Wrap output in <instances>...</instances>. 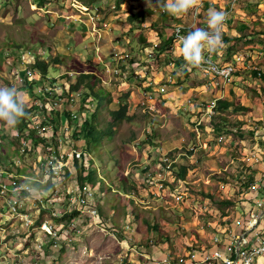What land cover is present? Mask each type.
Listing matches in <instances>:
<instances>
[{
	"label": "rangeland",
	"instance_id": "obj_1",
	"mask_svg": "<svg viewBox=\"0 0 264 264\" xmlns=\"http://www.w3.org/2000/svg\"><path fill=\"white\" fill-rule=\"evenodd\" d=\"M17 1L21 6L27 7V3L32 0ZM36 1L46 6L40 14L36 15L40 19L39 22L42 21L41 25L38 24L39 28L28 26L17 17L13 18L12 24L4 23V19L0 21V48L5 52V56L8 57L9 49H16L20 55H26L29 50L35 54L46 51V56L50 47L56 46L55 41L63 43L64 46L67 43L69 47L74 46L76 50L79 48L87 52L86 41H78L76 38L77 35L81 37L80 33L83 31L80 28L78 32L76 29L66 32L67 37L63 41H59L57 37L54 39V35H61L59 30L63 29V26H68L71 22H79L81 16L85 17L83 15L89 16V24L93 21L100 30L107 27L104 23L109 15L121 9L118 0H96V5L93 4L95 2L87 4L89 7L87 14H83L79 8L72 5L74 0ZM132 1V8H145L144 12L146 9H152L151 6L146 7L149 3L144 0ZM151 2L155 4V10L152 9L154 13L159 16H171L164 11L160 0H151ZM227 2L229 0H220L221 5ZM238 4L241 10L246 11L247 15L241 18H245V22L248 21V27L241 33V37H233L236 42L229 43L218 56L227 62H234L235 59L241 58L235 62L240 68L234 76L238 80L236 87L240 86L242 91L236 94L231 88L230 93L233 99L246 104L252 108V111L244 113L217 111L210 122L203 121L200 126V137H197L194 128L195 122L202 116L187 124L190 113L183 101L178 102L173 98L172 100L176 103L169 106L165 104L168 101L167 98L161 94H154L153 109L140 103L147 81L145 76L156 79L154 73L158 72L159 78L157 83H154L158 86L171 85L172 82L168 78L173 74L185 77V73L176 68L178 57H175L177 53L172 48L177 46L174 40L166 49L172 52L171 55L165 54L161 57L155 52L160 41L171 37L172 27L182 22L177 24L174 21L168 24L166 33L163 30L165 27L157 24L156 21L147 23L148 30L145 28L133 30L131 37L124 38V44L133 57H138L140 54L142 59L145 54L141 52H145L148 58H143L144 61L137 66V69L129 68V72H126L127 69L122 65V61L127 60L114 61L113 66H118L121 70L120 74H114L118 76L117 78L111 70L107 71V68L98 67L102 66V60L92 55L86 56L82 61L84 63L72 55L69 57L59 55L58 62L52 58L50 62L48 61L49 77L59 76L61 85L65 81L74 82L73 80L83 76L80 74L90 72L92 74L85 78L84 82L85 85L87 83L95 85L98 97L87 95L91 94V90L82 85L79 89L81 98L78 97V101L72 105L64 104L61 109L79 111L80 114L88 107L90 116L97 112L99 126L96 132L97 142L91 143L88 149L84 137L80 136L77 146L85 152L82 154L79 165L86 166L87 169H95L98 182L93 186L86 181L88 193L86 190H77L79 188L77 169L69 160L68 164L73 172L68 174L65 168L62 182L59 180L54 192L49 193L50 200L44 201L46 207L43 208L41 203L36 201L39 195L37 189L27 191L28 193L21 190L16 193L10 192L7 198L0 195V264H155L154 260L167 256H170L177 264H184L187 260L184 255L185 250H192L191 244L193 240L198 241L199 234L201 237L206 235V231L198 230L200 223L202 225L210 221L213 224L221 222L226 224L233 220L235 202L242 199L243 193L245 196H250L246 191L249 181L242 177L245 174V168L241 157L246 147L242 144V140H246L247 146L253 144L254 130L252 131L250 127H254L255 123L258 125L264 123V119L258 120L264 118V0H239ZM4 7L3 14L8 20L7 15L15 4ZM48 8L57 13L44 12ZM137 12L140 11L137 10ZM152 14L149 12L147 15ZM141 22L140 18L137 19L132 23L133 28L138 29ZM203 25L202 28L205 29L207 23ZM47 28L52 32L51 36L45 34ZM232 40L234 39L230 42ZM41 41L48 44L43 45ZM18 49H21V52ZM28 57H31V54H28ZM170 60L174 62L175 67L170 66ZM30 67L34 68L33 64H30ZM254 71L258 72L257 75ZM39 75L36 76L37 79H40ZM198 80L201 81L200 78ZM44 81L42 82L45 83ZM202 81L208 86L210 78L205 76ZM17 82L11 74L0 73V87L15 86L22 91L23 87ZM235 82L233 81L232 84ZM36 85H40V82ZM171 87V90L179 91L182 88L180 82L174 83ZM207 88L211 94L208 101L201 98L195 99V96H192L194 100L191 103L201 108L199 115L201 113L203 115L202 110L214 96L224 97L225 91L221 93L211 86ZM220 89L223 90V88ZM85 95L88 96L85 100L86 107L83 104ZM24 97L27 104L31 103L28 94ZM177 97L178 100H184L186 96L180 95L179 92ZM119 102L130 105L132 120H125L118 124L113 129L114 133L103 134L102 129L110 127V110L117 108ZM81 103L82 107L79 108ZM220 114H225L230 120L224 126L227 130L225 132L217 131L212 125ZM58 123L56 122L55 125ZM19 125V120L15 126L11 127L4 121H0V154L3 153L0 170L3 167L14 166L16 173L28 175L30 169L35 173L32 168L34 152H24L18 157L14 151L8 149L10 147L20 149L18 143L11 144L17 140L15 131ZM208 127L215 129L218 134L224 133L231 137L219 142L218 134L205 130ZM58 128L63 130L64 126ZM203 133H206L205 136ZM204 142L208 144L207 149L203 147ZM168 145L172 146L166 150L162 148ZM18 158L21 159L20 162ZM165 158L168 160L166 161ZM186 162L190 167L188 182L180 178L174 169L176 165ZM122 172L130 183L122 179ZM70 189H76L82 200L76 201L73 198L70 201L71 194L68 193ZM176 189L186 192L181 200L176 199ZM92 191L93 195L89 193ZM225 200H231L232 203L225 204L223 202ZM88 202L92 204V208L84 206ZM54 203L55 207L58 205L59 210L68 211L62 216L55 217L52 214ZM98 203L104 210L103 215L101 213L97 215ZM220 209L228 212V215H223ZM25 214H28L33 221L31 226L27 225ZM68 214L70 216L66 217ZM43 222L58 228L59 237L41 227ZM71 222L75 224L69 225ZM149 225L154 227V233L162 234L161 242L165 244V247L162 243H156ZM192 252L187 254L189 262H198L202 259L200 253L197 254V259L192 258Z\"/></svg>",
	"mask_w": 264,
	"mask_h": 264
},
{
	"label": "built area",
	"instance_id": "obj_2",
	"mask_svg": "<svg viewBox=\"0 0 264 264\" xmlns=\"http://www.w3.org/2000/svg\"><path fill=\"white\" fill-rule=\"evenodd\" d=\"M237 3L238 0H229V6L224 12V25L228 23L229 13L234 9ZM201 4L202 2L200 6ZM72 5L79 8L83 14H87L89 10L87 6L80 5L78 0H74ZM199 8L195 9V16L199 15ZM194 27L195 23L191 25H185L184 23L176 25L173 28L174 43L180 47L181 44L178 37L187 35L189 30ZM205 29H207V25ZM155 52L158 53L157 50ZM45 53L46 51L37 53L38 58L43 57ZM142 53L145 54L144 58H148L147 53ZM28 54H31V57H28ZM34 55L35 53L32 50L27 51V54L22 56V62L14 71L13 75L18 81L17 83L23 87L21 92L26 96L28 94L31 101V103L27 104L30 112L26 120V129L24 132L17 129L15 131V136L17 140L19 139L18 144L21 154L24 152H34L32 168L35 173L30 169L28 175L18 173L8 174L4 169H1L0 195L4 198H7L10 192L16 193L21 190V192L28 193L27 191H31L32 189L35 190L33 186L22 181L23 179L35 180L45 185L49 179H53L55 182L54 188H56L57 183L59 184V180L62 182L64 178L66 172L64 171L65 168L67 169V167L70 166L68 161L71 160L73 162L74 158L82 161L81 157L83 151L77 146V143L74 142L72 137L67 134L69 128L67 126V116L64 114L66 109H61V106L66 103L72 105L75 101H78V97L81 96V91L78 90L68 93L66 87L68 86V82L65 81L63 82L64 85H61L59 76L54 78L48 76L47 78L43 77L41 71L34 66V68L30 67V64H32L31 58L32 56L35 57ZM150 55L153 54L150 53ZM132 57L133 55L130 51L115 50L112 55V60L115 62H121L122 60L130 61ZM204 57L206 63L198 67V70L204 76L210 78L208 86L216 88L222 93L226 86L233 81L235 73L238 68H240L235 62H238L241 58L235 59L234 62H220L215 58V53L210 55L207 51H205ZM98 58L104 62L108 70L113 71L116 75L120 74V68L118 66H113L112 62H105L102 56H98ZM141 60L144 61L143 58ZM131 63L135 66L139 62ZM38 74H40V79L36 78ZM46 79L47 81H44ZM37 82H40V85H36ZM154 83V79L151 77L145 91H143L141 100V104L150 109L155 107L153 104V92L155 91ZM205 85L207 86L206 83ZM32 87H34V89H32ZM220 88H223V90ZM161 90L163 91L164 88H161ZM221 98L224 97L222 95L214 96L207 104L206 108L202 110V118L195 122L194 131L197 137L201 136L200 126L203 121L206 120L210 122L216 115L218 111V101ZM81 107L82 103L79 105V108ZM78 112L79 111H71L73 126H80L84 120L83 115ZM258 120L263 121V118ZM56 122L59 123L55 125ZM59 126H64L63 130H59ZM250 129L252 131L254 130L252 140H255V142L247 146L246 140H242V144L246 145V147L241 157L245 168V174L242 177L244 180L249 181L246 191L249 192L248 194L250 196H245L243 193L241 196L242 199L235 202L236 204L233 205L234 218L231 222H227L226 224L222 222L213 224L209 221L202 225L200 223V228H198L199 231H208L211 233L210 243L212 246L200 248L198 250L195 249L193 251L191 254L192 258H195L198 253H200L202 257L198 262L196 261V264H264V123L262 125L255 123V126L250 127ZM230 137L231 135L228 134H218V141L223 142ZM34 138L37 139V141H35ZM165 160L167 161L168 159L165 158ZM20 161L21 159L19 158L18 162ZM12 178L17 181L8 182V180ZM152 179L155 178L152 177ZM152 179L149 178V180ZM76 187L78 188V186ZM54 190L55 189H50L46 193L37 189L39 195L36 201H39L43 208L46 207L44 201L50 200L49 193L54 192ZM77 190H86L87 192V185L83 189L78 188ZM176 192L177 200H181L184 197V193H186L185 190L180 189H176ZM68 193L71 194L70 201L73 198H75L76 201L78 199L82 200L80 198V193H78L76 189H70ZM89 193L91 195L94 194L93 191ZM57 206L55 207L54 203L52 214L55 217L62 216L68 211L65 210L64 212L59 210ZM84 206L86 208H92V204H89V202ZM80 209L81 208L78 206V210ZM98 213L99 212H97V215ZM25 215L27 225L31 226L33 221L28 214ZM72 224L75 223L71 222L69 225ZM41 227L46 229L50 234L53 235L54 233L59 237L58 228H53V226L50 225L48 226L47 222H43ZM55 244H57L56 241ZM154 263L177 264L170 256L163 259H156Z\"/></svg>",
	"mask_w": 264,
	"mask_h": 264
},
{
	"label": "crops",
	"instance_id": "obj_3",
	"mask_svg": "<svg viewBox=\"0 0 264 264\" xmlns=\"http://www.w3.org/2000/svg\"><path fill=\"white\" fill-rule=\"evenodd\" d=\"M82 1L80 2V5L87 6V4L84 1L83 2ZM118 1H119V6H121V9L116 10L111 15H109V17L107 18V21H105V23H104L107 27L100 28V30H99L96 27V24L93 23V21L91 24H89V22H90L89 16L83 15L85 17L82 18V16H81L79 22H71L68 24V26H63V29L59 30L61 32V35H59V36H57V34L54 35V39L57 37L59 41L60 40L63 41V39L67 37L66 32L72 31L73 29H76L78 32V28H80V30L83 32L80 33L81 37L79 35H77L76 38L78 41H86L85 45L87 46V52L81 51L77 47H76L77 48V50H76L74 46L69 47V44H67V43H65L66 46H64L63 43H59V42L55 41V44H56L55 47H53L52 44H49L50 46L51 45L52 46L50 47L49 53L46 56L44 55L45 60L50 62L52 59H55V57L57 58L59 55L66 56V57H69L72 55V56L76 57V59L78 61H81V63H84V62H82V61H84L83 59H85L86 56L92 55V56H96L95 58H97V59H98V56H102V58L105 62H112V64H115V62L112 60L113 52L115 50L129 51L127 46L124 44V42H125L124 38L131 37V34H133L132 33L133 30L138 31L139 29H144V28H145V30H148L147 29V27H148L147 23L156 21L157 24H162V27H165V29H163V30H164V33H166V29L169 28L168 24L174 22L173 18H175V17H173V16H170V17L165 16L166 19H163L162 16H159L157 13H154L152 9L155 10V6H154L155 4H152L151 0H144L147 3H149L146 5V7H149V6L152 7L151 10L146 9V12H144L145 8H138V7H137V9L132 8L131 7L132 3H133L132 0H118ZM201 2H202V4L199 8V10H200L199 15L195 16V14H194L195 9H193L188 14L179 18V20H180L179 23L182 22L185 25H191V24L195 23L194 28H197V27L202 28V27H204L203 23H205V25H206L207 13H208L209 8H214L217 11L225 12L229 6V2H227L224 5H221L220 0H201ZM22 3H26V2L22 1ZM11 4H15V7L7 15V18H8V20H7L5 15L3 14L5 12L4 6L7 5L10 7ZM93 4L96 5V1ZM236 5L237 6H235L234 9L229 13V21L223 27L222 43H221L219 49L217 50L218 52L217 51L215 52V58L220 62H227V61H223L222 58H219V56H218L219 52L224 51L223 49H225L229 43H235L236 39L233 37H241L242 36L241 33L246 31V28L248 27L247 26L248 21L245 22V18H241V17H245L247 15L246 11L241 10V8H239L238 3ZM44 7H46V6L39 4L38 1H36V0L35 1L32 0L29 3H27V7L21 6L19 1H17V0H0V21L2 19H4V23L12 24L14 21L13 18L17 17V18L21 19V21L26 22V25L39 28L38 24L41 25L42 21L39 22L40 19H39V17H36V15L38 13L40 14L41 10H43ZM137 10L142 12V13L137 12ZM44 12H48V13H52V14L57 13L55 10H52L51 8H48ZM149 12L153 13V14L151 16L150 15L148 16L147 14ZM139 18L142 21L140 23V27H138V29L137 28L134 29L132 26V23L135 22ZM173 28L174 27H172L171 30H173ZM163 30L161 28V31H163ZM190 30H192V29H190ZM51 33L52 32L50 31V29L47 28V31H45V34L47 36H49V35L51 36ZM225 37H228L230 40L229 41L225 40ZM115 38H118V40L117 39L115 40ZM231 39H234V40H232V42H230ZM162 41H164V40H162ZM42 44L46 45L48 43L42 42ZM15 47H18V46L15 45ZM172 48H174L176 50L177 54L175 57H178L177 61H181L180 65H178L176 63L178 65V67H176V68H178L180 71H183L185 73V77H179L178 76L179 74H177V75L173 74L170 78H168L169 81L172 82L171 85H167V84H163V85H159V86L155 85V91L153 92V96H154V94H161L164 98L168 99V101L165 104H167L169 106H173L174 103H176L172 100L173 98H175L178 102L183 101V104L186 105V109H188V111L190 113L189 114L190 118L187 121V124H189L188 123L189 121L193 122L195 120H198L202 116V113L199 115V113L201 112V108L198 107L197 104L195 105V103H191L194 100L192 96H195L194 97L195 99L201 98V99H205L208 101L211 94L209 93L208 88L205 85V82L202 81L203 77H205V76L198 70V68H196V67L189 68L185 65V61L183 60V57L180 56V54H179V48L180 47L178 45L172 46ZM18 50H20V52H21V49H18ZM93 50H94V52H93ZM7 53H8V57L5 56V52H3L2 49L0 48V73H2V75L3 74H5V75L11 74V76H14L13 73L18 68V66H20V64L22 62V56L23 55H20V53H17L16 49H9V51ZM171 53L172 52H170V50H167V51L164 50L163 52L160 53L159 56H161V55L164 56L165 54L171 55ZM53 56H55V57L53 58ZM142 57L144 58V56H142ZM34 59L35 58L32 56L31 61L34 62ZM134 62H139V63L135 66H133L132 63H128L125 66V68L127 69V70L125 69L126 72L130 71L129 68L137 69V66H139V64H142L143 61L138 60V61H134ZM169 64H170V66L175 67L174 62L172 60L169 61ZM98 67L106 69L104 62H102V66H98ZM106 70L109 71L108 69H106ZM124 72L125 71H123V73ZM135 72L138 73L136 70H135ZM112 73H113V75L115 74L113 71H112ZM115 75H114V77L117 78L118 76H115ZM154 76L159 78L158 72H155ZM147 77L148 78L145 77L147 79V81L144 85L145 89L148 85L149 79H151V76H147ZM157 78L156 79L154 78V82H156V83H157ZM198 78H200L201 81H199ZM104 81H105V83H107L106 79ZM233 81H236L235 84L234 83L232 84ZM233 81L231 82V84L229 86H226V88L224 89V91H225L224 92V98H226L228 100L233 99V95L231 96V93H230L231 88H232L233 92H235L236 94H240L242 91V88L240 86L238 88L236 87V84L238 81L236 76L234 77ZM178 82H180V86H182L181 90L180 91L177 89L171 90L172 89L171 86H173L174 83H178ZM161 88H164V90L162 91ZM175 90H177V91H175ZM143 91H145V90H143ZM178 91L180 92V95L186 96L184 98V100H178V97L176 98V96L179 95ZM142 96H143V94H142ZM141 100H142V98H141ZM141 100H140V103H141ZM154 100H155V98H153V103H154ZM129 109H130V107H129ZM164 109L166 111L168 110L166 108H164ZM130 114H131V112H130ZM191 114H193V115H191ZM205 130L208 131L209 133L215 132V129H212V128L210 129L209 127L205 128ZM205 134L206 133H203L204 136H205ZM215 134L217 135L218 133L215 132ZM168 144H169V142H168ZM172 145H168L167 147L164 146L162 148H164V150H166V148H169ZM203 147H204V149H207V147H208L207 142L203 143ZM210 239H211V233L208 231H206V235H204L203 237H201V234H199L198 235V241L193 240V244H191L192 250L194 251L195 249L198 250L200 248L211 247L212 245L210 243ZM192 250H190V251L185 250L186 253L184 255H186L187 260L184 264H196V261L189 262V257L187 256V254L189 252H192ZM195 259H197V256L195 257Z\"/></svg>",
	"mask_w": 264,
	"mask_h": 264
},
{
	"label": "trees",
	"instance_id": "obj_4",
	"mask_svg": "<svg viewBox=\"0 0 264 264\" xmlns=\"http://www.w3.org/2000/svg\"><path fill=\"white\" fill-rule=\"evenodd\" d=\"M86 4H90L95 2L96 0H83ZM118 2V1H117ZM119 3V2H118ZM163 19H166V17L164 15H162ZM173 20L175 22H179L180 20L177 18H173ZM175 27V26H174ZM174 40V34L172 33L171 37L168 38L167 40H164L162 42H160V44L158 45V55H160L161 52H163L164 50L168 49V45L171 44ZM225 40L229 41L230 39L228 37H225ZM169 56V55H168ZM140 61L141 57L140 54L138 55V57H132L130 61H122V65L123 67L126 66L128 63L134 62V61ZM54 61L58 62V59H54ZM178 65L181 64V61H177L176 62ZM33 66L37 67V69L39 71L42 72L43 76L47 75L48 73V66H49V62L46 60H40L37 57L34 59L33 62ZM91 73V72H90ZM90 73H83L80 75H83L82 77H78L76 80H73L74 82L72 83H68L66 86L67 87V92L68 93H72L74 91H78L79 89H81V86H85L86 88H89L91 90V94L88 93L87 95H93L94 97H98L95 91V85L94 84H90L87 83L85 85V78L92 76V74ZM257 71H254V74L257 75ZM264 78V75H263ZM87 95L84 96L83 98V104L86 107L85 104V100L86 97H88ZM118 107L115 109H111L110 110V115H111V122H110V127H106L103 130V134H108L109 132L114 133V127H116L118 124L123 123L125 120H132V116L130 114L129 111V107L130 105L127 103H123V102H119L118 103ZM218 111H221L223 113L227 112V111H232V112H236V113H244V112H249L252 111V108H250L249 106H247L246 104L243 103H239L236 99H232V100H228L226 98H221L218 101V107H217ZM89 108L86 107V109L84 111L81 112V114L83 115V122L80 124V126H73L72 124V113L69 110H65L64 114L67 116V126H68V131L67 134L70 135L72 137V139L74 140L75 143H78V139L80 138V136H83L87 145V148L89 149V146L91 143H96L97 142V138H96V132H97V128H99L98 126V121H97V112L92 113V115L90 116L88 113ZM29 112L30 109L27 107L26 104V115L24 117H21L19 119V128L22 132L25 131L26 129V125H27V117L29 116ZM228 122H230L229 118L225 115V114H220L217 117V120L212 122L213 127L219 131V132H225L227 130L224 129V126H226V124H228ZM17 139V138H16ZM35 141H37V139L34 138ZM16 144L19 143V139L18 140H14L13 142H11V144ZM12 151H14L18 157H20V149L19 148H13L11 149L8 148ZM28 151V150H27ZM6 152V151H4ZM84 152V151H83ZM85 153V152H84ZM88 153V152H87ZM3 154V153H2ZM2 154H0V160H3L2 158ZM22 155V154H21ZM19 159V158H18ZM91 161V159H90ZM92 162V161H91ZM75 166V168L77 169V178H78V186L80 189H83L86 186V181L89 185H95L98 182V176H97V172L95 169L92 168H86V166H80L79 165V160L77 158H74L73 162H72ZM1 168V167H0ZM3 169H5V171L10 174H16L15 171H17L15 169V167L13 166L12 168H7V167H3ZM175 171L177 172V175L182 178L184 181L188 182V173H189V165L186 163H183L181 165H176V167H174ZM67 172L68 174H71L73 171L72 169L69 167H67ZM122 175V179L123 180H127L126 176L124 175V172L121 173ZM11 181H17L16 179H9L8 182ZM22 181L27 182L28 184H30L31 186H33L35 189L41 190L43 192L48 191L50 189H54L55 186V182L53 181V179H49L47 182V186L45 184H41L38 181L35 180H31V179H23ZM128 181V180H127ZM129 182V181H128ZM130 183V182H129ZM124 187L126 188V184H124ZM131 201H133L131 199ZM225 204L226 203H232L231 200H225L223 201ZM236 204V203H235ZM97 207L99 208V213H101V215L104 214V210L101 207V204L98 203ZM222 211L223 215H228V212L224 211L223 209H220ZM77 212V211H75ZM70 214L66 215V217H69ZM62 225V224H60ZM149 228H151V232H152V236L155 237V241L156 243H162L161 239H162V234L160 235V233L156 234L154 233V227L149 225ZM156 228V226H155ZM62 229V228H61ZM60 229V230H61ZM160 239V240H159ZM163 247H165V244L162 243Z\"/></svg>",
	"mask_w": 264,
	"mask_h": 264
},
{
	"label": "clouds",
	"instance_id": "obj_5",
	"mask_svg": "<svg viewBox=\"0 0 264 264\" xmlns=\"http://www.w3.org/2000/svg\"><path fill=\"white\" fill-rule=\"evenodd\" d=\"M201 0H160V4L169 15L179 19L193 9H198ZM225 13L209 8L207 13V29L194 28L187 35L179 36V54L189 68L201 67L206 63L204 53H215L222 43V32ZM45 55V54H44ZM38 58L35 54L34 58ZM45 60V57L38 58ZM33 64V62H32ZM37 68V67H35ZM47 75L43 76L45 78ZM27 101L15 86L0 87V121L8 126H15L21 117L26 115Z\"/></svg>",
	"mask_w": 264,
	"mask_h": 264
}]
</instances>
